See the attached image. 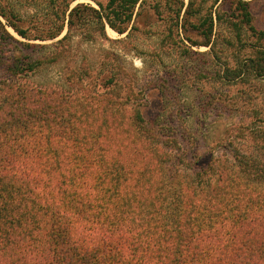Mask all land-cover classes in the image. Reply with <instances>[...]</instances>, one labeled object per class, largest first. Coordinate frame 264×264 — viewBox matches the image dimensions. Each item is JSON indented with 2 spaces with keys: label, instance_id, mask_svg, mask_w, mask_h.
<instances>
[{
  "label": "trees",
  "instance_id": "obj_1",
  "mask_svg": "<svg viewBox=\"0 0 264 264\" xmlns=\"http://www.w3.org/2000/svg\"><path fill=\"white\" fill-rule=\"evenodd\" d=\"M76 1L0 0V264H264V163L237 150V178L230 158L202 152L200 123L189 122L225 93L182 105L161 89L152 118L119 50L103 48L94 63L76 50L102 39L127 54L153 28L148 6L162 19L164 3L173 21L165 51L209 57L211 72L191 68L203 78L264 89V47L241 56L248 33L264 39L251 2ZM224 23L233 65L217 50ZM189 27L204 40L181 37ZM53 67H63L57 79L37 80Z\"/></svg>",
  "mask_w": 264,
  "mask_h": 264
},
{
  "label": "rangeland",
  "instance_id": "obj_2",
  "mask_svg": "<svg viewBox=\"0 0 264 264\" xmlns=\"http://www.w3.org/2000/svg\"><path fill=\"white\" fill-rule=\"evenodd\" d=\"M108 0H77L73 3L76 6L80 3L90 4L93 7L99 9L97 2L106 4ZM251 2V11L253 14V24L260 32H264V0H248ZM188 4L189 0H185ZM227 8V5L223 7ZM161 9L164 10L162 19L155 14L154 10L149 6L147 8L148 17L153 25L152 30L145 34H139L136 41L128 43L127 51H120V46L112 45L102 39L96 41H90L87 43H78L79 38H76V42L79 47L78 55L81 57L83 53L89 56L92 63L99 60L103 48L119 50L126 58L129 64H132L138 70L139 86L146 88L148 92L149 105L147 107V116L154 118L162 109L164 104V98L162 97L160 90H165V98L170 101L184 104H193L200 102L201 106L208 105L209 96L208 92H220L225 93L222 96H218L214 99L212 105L199 111L190 118L189 122L191 126H195V121H199L200 126L196 125L195 130L201 129L197 133L196 131V143L201 148L202 152L214 151L217 152L223 158H230L229 166H232V173L235 176L241 177L239 168L234 162V154L236 151H240L243 156L250 158L256 156L264 163V89L260 86H256L255 83L243 84L237 83L233 85H223L220 81H216L213 77L203 78L199 76V71H195L196 68L204 70V73L211 72L215 67L212 60L208 57H203L195 53L190 54V58H185L177 50L167 49L162 43V39L168 33L170 26L173 27V21L170 20L171 12H166L165 4H161ZM196 22V20H194ZM10 32L18 37L17 34L9 28ZM183 32L181 30V37L189 36L194 41H202L204 37L199 32L191 29ZM216 36L218 39L217 50L222 51L223 60H229L231 65L234 64L233 60L236 58L232 49H227L223 44L222 36H229V31L226 27V23L220 25L216 24ZM108 35L110 38H123L119 36L112 29L108 28ZM142 33V32H141ZM65 34V33H64ZM63 34V35H64ZM176 31L174 29L173 35ZM62 35V36H63ZM61 36V37H62ZM246 39L249 42V46L241 52L243 58L247 55L253 54L252 44L256 46L262 45L264 47V39L259 41L256 36H252L250 33L246 35ZM138 44V50L132 49V44ZM188 46L190 43L186 42ZM253 45V46H255ZM194 52H205L207 47H192ZM78 57V58H79ZM203 61L205 63L203 64ZM224 62V61H221ZM63 69V67H53L52 69L44 71L39 74L37 80L41 82H47V79H57V70ZM191 68H194L193 71ZM49 77V78H48ZM258 82V81H257ZM255 85V86H254ZM184 90V92H180ZM175 109V107H172ZM172 109V110H174ZM173 112L168 116L171 120H176L177 116H171ZM205 114V115H204ZM168 119V120H169ZM260 131V132H259ZM256 132L257 133L256 135ZM230 141L234 143L229 144Z\"/></svg>",
  "mask_w": 264,
  "mask_h": 264
}]
</instances>
